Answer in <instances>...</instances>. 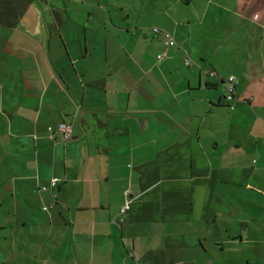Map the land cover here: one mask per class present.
Returning <instances> with one entry per match:
<instances>
[{"label": "crops", "instance_id": "obj_1", "mask_svg": "<svg viewBox=\"0 0 264 264\" xmlns=\"http://www.w3.org/2000/svg\"><path fill=\"white\" fill-rule=\"evenodd\" d=\"M167 1L0 23V264H264V0Z\"/></svg>", "mask_w": 264, "mask_h": 264}, {"label": "rangeland", "instance_id": "obj_2", "mask_svg": "<svg viewBox=\"0 0 264 264\" xmlns=\"http://www.w3.org/2000/svg\"><path fill=\"white\" fill-rule=\"evenodd\" d=\"M39 2L43 7H56L57 4H59L60 6H64L68 8L72 14L74 13L73 17H75V13L80 12V18L83 19H87L85 17V14L93 6H101L103 7L105 12L106 10H110L112 12L116 10V12L119 13V17L122 16V13H127V10H130V12L132 13L131 18H133L135 21L139 20L138 22L141 24H147L150 31L158 27L160 29H163L164 34L168 32L172 35L170 31H172V29L174 28V21L171 19V16L164 15L158 12L159 7L167 6V0H39ZM205 2V0H191L190 4H186L184 0H176L174 5L171 7L170 12L173 14V17L178 20L188 19V17H191L192 12L199 13L201 11L200 8L204 6ZM170 3H173V0H170ZM260 4V0H256V5L259 6ZM199 19L200 16H196V20ZM89 23L90 25H94L96 23L94 16L91 17ZM236 23H238V21H236ZM210 24H212V21ZM182 29V26H180L179 33H181ZM191 29L192 31H195L196 27L192 26ZM243 29L244 28L241 29L238 37L236 38H241L240 36ZM215 34L217 33L215 32ZM261 55L262 52L260 48V50L257 51V64L258 59H261ZM255 56L256 55L254 53L253 57ZM242 257L243 256H241V259Z\"/></svg>", "mask_w": 264, "mask_h": 264}, {"label": "built area", "instance_id": "obj_3", "mask_svg": "<svg viewBox=\"0 0 264 264\" xmlns=\"http://www.w3.org/2000/svg\"><path fill=\"white\" fill-rule=\"evenodd\" d=\"M155 30L157 32L161 31V29L158 27H156ZM165 37H166V40H165L166 45H173V44L177 43L176 39L170 33L166 32ZM164 56H165V53H161L158 55V58L162 59ZM225 82H226V96H225L226 100L229 102H232L236 99V96H237L238 80L235 78V76H229L228 78L225 79ZM230 107L235 108L234 104H232V103L230 104ZM48 129L51 133H53V132L61 133L65 139L70 138L71 133H72L71 126L65 122H62V123L58 124L57 126H49ZM57 182H58V179L54 178L52 180V183H51L52 186H55L57 184ZM43 189H47V187L44 186ZM130 195H131V191L125 190L124 202L120 208L121 215L125 214L131 206L132 199L130 198L131 197ZM44 208L48 209L49 207L45 206ZM120 220L122 221L123 218H121Z\"/></svg>", "mask_w": 264, "mask_h": 264}, {"label": "trees", "instance_id": "obj_4", "mask_svg": "<svg viewBox=\"0 0 264 264\" xmlns=\"http://www.w3.org/2000/svg\"><path fill=\"white\" fill-rule=\"evenodd\" d=\"M32 0H0V23L14 25L19 22L24 6Z\"/></svg>", "mask_w": 264, "mask_h": 264}, {"label": "flooded vegetation", "instance_id": "obj_5", "mask_svg": "<svg viewBox=\"0 0 264 264\" xmlns=\"http://www.w3.org/2000/svg\"><path fill=\"white\" fill-rule=\"evenodd\" d=\"M29 3V2H28Z\"/></svg>", "mask_w": 264, "mask_h": 264}]
</instances>
